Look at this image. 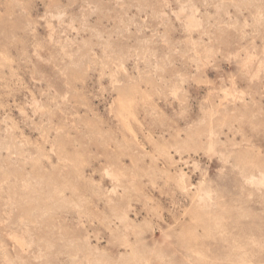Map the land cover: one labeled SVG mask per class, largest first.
Returning <instances> with one entry per match:
<instances>
[{
	"label": "rangeland",
	"instance_id": "obj_1",
	"mask_svg": "<svg viewBox=\"0 0 264 264\" xmlns=\"http://www.w3.org/2000/svg\"><path fill=\"white\" fill-rule=\"evenodd\" d=\"M0 264H264V0H0Z\"/></svg>",
	"mask_w": 264,
	"mask_h": 264
}]
</instances>
